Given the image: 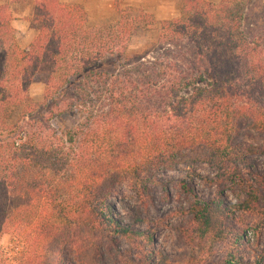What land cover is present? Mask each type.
Returning a JSON list of instances; mask_svg holds the SVG:
<instances>
[{
	"label": "trees",
	"instance_id": "trees-1",
	"mask_svg": "<svg viewBox=\"0 0 264 264\" xmlns=\"http://www.w3.org/2000/svg\"><path fill=\"white\" fill-rule=\"evenodd\" d=\"M183 1L181 16L161 21L152 59L128 46L154 14L123 0L103 27L84 4L35 0L29 48L0 5V238L26 246L21 262L0 248V264H65L69 246L81 264H172L153 247L156 221L143 204L161 171L183 163L214 168L218 192L204 200L189 190L192 218L180 232L204 254L224 244L218 264L238 260L247 233L235 210L264 218L259 172L240 203L223 200L247 181L249 156L264 154V0ZM36 81L42 104L29 96ZM247 133L255 140H240ZM122 183L143 203L131 218L113 203Z\"/></svg>",
	"mask_w": 264,
	"mask_h": 264
},
{
	"label": "rangeland",
	"instance_id": "rangeland-1",
	"mask_svg": "<svg viewBox=\"0 0 264 264\" xmlns=\"http://www.w3.org/2000/svg\"><path fill=\"white\" fill-rule=\"evenodd\" d=\"M89 12V20L92 26L103 27L115 22L119 13L115 8L114 0H83ZM218 2L220 0H209ZM264 5V1H262ZM124 8L131 7L135 11L145 10L154 14L155 22L152 26L144 25L131 38L128 46V55L135 59L144 57L152 59L162 52L159 43L161 21L181 16L184 6L183 0H123ZM250 24V23H249ZM264 27V21H261ZM45 83L36 81L29 87V96L37 104L45 100ZM21 111L17 114L19 117ZM57 124V123H56ZM253 133L241 136L240 140L252 142L255 140ZM247 181L243 184H233L224 192L227 203H240V197L244 196L247 182L254 183L252 173L259 172L264 175V154H253L243 164ZM251 170V171H250ZM162 183L153 187L152 195L145 198L144 204L139 197L129 188L127 183L119 185L121 192L113 199L117 215L132 217V212L140 205H146L149 209V217L156 221L153 225L155 233L154 249L164 251L172 264H218L226 255L227 249L224 244L214 247L215 254L201 253L199 249H193L187 244L186 239L180 232V228L190 225L191 215L189 209V190L194 188L199 198L209 200L216 196L218 187L214 183L215 170L208 164H180L173 170L161 171ZM258 187V185L256 184ZM264 199V193H263ZM235 210V208H234ZM236 217L243 220L246 228V244L243 245L238 260L234 264H264V218L250 212L239 209L235 210ZM159 220V221H158ZM152 230V231H153ZM0 248L8 255L16 258L18 262L23 260L26 246L12 234H4L0 238ZM120 250L128 248L126 244L118 246ZM65 264H81L78 262V250L68 247ZM134 261H139L137 250H131Z\"/></svg>",
	"mask_w": 264,
	"mask_h": 264
},
{
	"label": "crops",
	"instance_id": "crops-1",
	"mask_svg": "<svg viewBox=\"0 0 264 264\" xmlns=\"http://www.w3.org/2000/svg\"><path fill=\"white\" fill-rule=\"evenodd\" d=\"M69 3H84L83 0H63ZM9 5L12 24L17 30L18 41L23 48H29L35 40L38 30L32 26L30 18L35 11V0H0V5Z\"/></svg>",
	"mask_w": 264,
	"mask_h": 264
}]
</instances>
